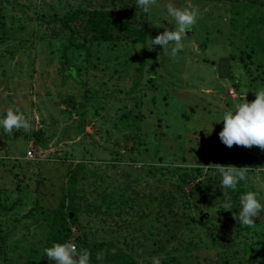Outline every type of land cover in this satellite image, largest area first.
<instances>
[{
  "label": "rangeland",
  "instance_id": "1",
  "mask_svg": "<svg viewBox=\"0 0 264 264\" xmlns=\"http://www.w3.org/2000/svg\"><path fill=\"white\" fill-rule=\"evenodd\" d=\"M188 2L157 0L145 13L137 0H0V119L19 108L32 124L0 128V264H54L46 241L63 224L91 264H105L107 242L137 264H264V211L253 226L227 224L224 244V230L191 235L181 205L200 181L220 179L210 164L249 167L239 184L264 205V151L219 138L223 114L264 89V0H191L200 19L183 50L150 51V38L176 27L167 4ZM77 10L130 21L143 40L83 41L80 20L73 34L51 20ZM177 164L193 170L182 197ZM209 186L206 199L219 197ZM170 193L175 203L158 204ZM61 200L65 215L52 220Z\"/></svg>",
  "mask_w": 264,
  "mask_h": 264
},
{
  "label": "clouds",
  "instance_id": "2",
  "mask_svg": "<svg viewBox=\"0 0 264 264\" xmlns=\"http://www.w3.org/2000/svg\"><path fill=\"white\" fill-rule=\"evenodd\" d=\"M137 5L145 13L157 7V0H137ZM167 14L175 21L176 27L174 30L165 29L161 34L154 39L150 38V51L156 46H160L163 54H168L171 48L173 57L183 50L184 40L187 38L192 28L200 19V12L196 5L191 3V0L183 8H178L172 3H168ZM154 46V47H152ZM223 129L219 132L220 141L231 149L233 146L252 149L258 147L264 151V89L255 93V99L251 102L248 100L244 103L237 104L235 111H226L222 117ZM0 128L3 133L10 135L13 130L25 132L31 131L32 124L30 118L26 117L19 108H9L6 116L0 119ZM213 131V130H212ZM207 132V131H206ZM212 133V132H211ZM208 135H211L207 132ZM177 167L182 165L177 164ZM214 166L221 179V188L225 203L223 207L231 209L232 204L228 197L229 190L235 191L241 181H246L248 178L249 167H237L234 165L210 164ZM241 211L238 214H233L240 225L253 226L255 218L259 216L261 211H264L258 199V193L247 192L240 197ZM45 254L49 261L54 264H91V254L86 249H77V246L71 241L55 243L51 247L46 248ZM115 254V249L112 250ZM97 260H102L103 256L97 254ZM152 264H161V260L157 256H153Z\"/></svg>",
  "mask_w": 264,
  "mask_h": 264
},
{
  "label": "trees",
  "instance_id": "3",
  "mask_svg": "<svg viewBox=\"0 0 264 264\" xmlns=\"http://www.w3.org/2000/svg\"><path fill=\"white\" fill-rule=\"evenodd\" d=\"M52 22H58L60 26L64 29H69L70 33H76L81 40L83 41H114L120 39H133L141 42L143 40L142 31L138 30L134 25L127 20H121L116 15L107 12V11H87V10H77L75 13H72L69 17L65 18H53ZM80 20L78 23V27H76L75 31L71 29L70 24L75 23V21ZM190 33V32H189ZM188 35V34H187ZM80 48H83V45H80ZM75 70L71 67L65 72L66 75L74 77ZM72 99L69 98L68 101L72 104ZM178 176L180 178L181 187L178 188V193L184 195L182 188L184 184L189 182L188 175L189 172L193 171L190 169H182L181 167H176ZM200 170L196 169L195 173H199ZM69 176L71 181L69 182L66 190L68 194L73 197L74 195V185H75V173L70 171ZM217 178V177H216ZM208 179L209 185L212 182H215L219 185L220 192L219 197L214 198L213 200H207V195H209V185H206L204 181H200V183L192 188L189 193L186 194L187 200L181 203L182 207L185 208L188 212L184 213L182 217L186 220V226H189L191 230V235H195L196 237H200L203 232L207 235H215L216 231L219 229L220 231L224 230V233L220 235V237H215L216 239H220L219 241L227 244L230 240L228 237H225V234H228L226 229H223L227 224L239 222L234 219L233 214H238L241 211V208L238 204V199L247 193V191L241 188L240 184H238L237 189L235 191L229 190L228 197L230 198L232 207L231 209H227L223 207L225 203V198L223 197V190L221 186V179ZM219 198V200H216ZM176 196L174 193L164 194L160 197L156 198L158 204L162 203L164 200H169L167 206L176 202ZM60 208L57 209L53 214V219L64 217L62 209L64 208V201L61 200ZM202 205H206V208L203 209ZM70 217V214H67ZM218 216H221L223 221L218 219ZM75 218V215H74ZM202 218V219H201ZM63 234H50L48 235L46 244L52 246L55 243H65L68 242L69 236H71L70 228L67 225H62ZM79 242V237L75 239ZM105 257V264H137L131 256L119 248H117L112 243H101L98 245ZM113 249H115V254H113Z\"/></svg>",
  "mask_w": 264,
  "mask_h": 264
},
{
  "label": "built area",
  "instance_id": "4",
  "mask_svg": "<svg viewBox=\"0 0 264 264\" xmlns=\"http://www.w3.org/2000/svg\"><path fill=\"white\" fill-rule=\"evenodd\" d=\"M32 156H33V155H32V153H31L30 151H27V152H26V158H27V159H31Z\"/></svg>",
  "mask_w": 264,
  "mask_h": 264
},
{
  "label": "water",
  "instance_id": "5",
  "mask_svg": "<svg viewBox=\"0 0 264 264\" xmlns=\"http://www.w3.org/2000/svg\"><path fill=\"white\" fill-rule=\"evenodd\" d=\"M69 105H70V103H69ZM204 183L206 184V181H204ZM70 217H71V215H70ZM202 219V218H201Z\"/></svg>",
  "mask_w": 264,
  "mask_h": 264
}]
</instances>
